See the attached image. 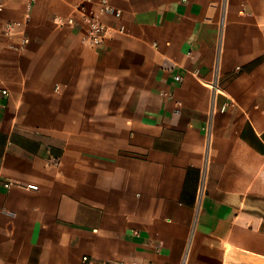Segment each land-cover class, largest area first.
<instances>
[{
    "label": "crops",
    "instance_id": "1",
    "mask_svg": "<svg viewBox=\"0 0 264 264\" xmlns=\"http://www.w3.org/2000/svg\"><path fill=\"white\" fill-rule=\"evenodd\" d=\"M97 1L0 0V264H264V0Z\"/></svg>",
    "mask_w": 264,
    "mask_h": 264
},
{
    "label": "built area",
    "instance_id": "2",
    "mask_svg": "<svg viewBox=\"0 0 264 264\" xmlns=\"http://www.w3.org/2000/svg\"><path fill=\"white\" fill-rule=\"evenodd\" d=\"M90 1V0H86ZM97 13L93 14L91 12H86L84 10H80V20L77 21L74 17H68L64 20H59L57 23L59 25H75L79 24L85 29L86 36L84 40L88 42L90 45L97 46L104 42L107 35L111 32L112 28L105 24L101 19L100 15H111L115 18L120 17V10L113 6L112 0H98L95 2ZM16 23H7L5 25V33L10 34L16 27ZM118 32H122V28L117 30ZM24 43L28 42L27 38H24ZM176 80H179L180 77L176 76ZM8 89L2 84L0 80V97H6L8 95ZM258 138L264 144V131H260L257 133ZM8 186L9 184H5ZM31 188H36V186H29ZM82 261L85 264H93V261L90 260L88 256H83ZM103 264H122L117 260H104Z\"/></svg>",
    "mask_w": 264,
    "mask_h": 264
}]
</instances>
